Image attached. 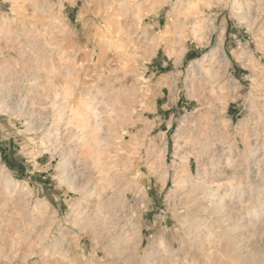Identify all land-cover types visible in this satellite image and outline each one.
<instances>
[{
	"label": "rangeland",
	"instance_id": "374dc122",
	"mask_svg": "<svg viewBox=\"0 0 264 264\" xmlns=\"http://www.w3.org/2000/svg\"><path fill=\"white\" fill-rule=\"evenodd\" d=\"M102 1L0 0V264H264V80L230 74L264 65V0H227L202 53ZM187 190L225 205L202 241Z\"/></svg>",
	"mask_w": 264,
	"mask_h": 264
},
{
	"label": "clouds",
	"instance_id": "9594fccd",
	"mask_svg": "<svg viewBox=\"0 0 264 264\" xmlns=\"http://www.w3.org/2000/svg\"><path fill=\"white\" fill-rule=\"evenodd\" d=\"M70 2L75 6L77 0H70ZM84 3L87 5L89 0H84ZM120 8L131 11L134 32H138L141 37H147L149 32L153 33L149 43L156 45L171 42L174 44L179 40L183 42L187 52L194 50L197 53H202L201 49L207 44L214 29H219L222 21L228 26L230 22L232 25L231 9L227 0H124L120 4ZM83 15H88L87 7L84 9ZM161 15H163L164 20L162 29H160ZM141 19L149 21L145 29L140 27ZM73 27L79 33L82 41L89 38L87 33L80 32L78 22L74 21ZM154 29L160 30L153 32ZM189 43L195 45V49L186 47ZM224 55H229V49ZM162 66L161 61L160 68ZM152 67H156L155 64ZM156 70L159 71V68ZM247 71L248 69L242 67L239 62L236 61L235 65L231 63L230 74L235 78L238 85L236 91L242 92L245 83L255 73H259L260 78L264 80V65L255 69L251 75H248ZM206 77L197 94L203 92L211 97L218 93L222 87L223 69H208L206 70ZM121 247H123V242H121Z\"/></svg>",
	"mask_w": 264,
	"mask_h": 264
},
{
	"label": "bare ground",
	"instance_id": "6f19581e",
	"mask_svg": "<svg viewBox=\"0 0 264 264\" xmlns=\"http://www.w3.org/2000/svg\"><path fill=\"white\" fill-rule=\"evenodd\" d=\"M107 1H109V0H107ZM106 1V2H107ZM115 1V0H114ZM103 3L105 2L104 0L102 1ZM101 2V3H102ZM109 3L110 4H114L113 2H111V1H109ZM107 5H108V3H106ZM105 3H104V6L106 5ZM98 5V4H97ZM112 5H110V7L112 6ZM114 7H115V5H113ZM112 6V7H113ZM100 7V5L98 6V7H96V11L98 12L99 10L97 9V8H99ZM107 7V6H106ZM105 8V7H104ZM104 8H103V4H102V9L100 8V11L102 10V11H104ZM107 8H109V6L107 7ZM107 8H105V9H107ZM115 9V8H114ZM113 8H111V10H114ZM109 10V9H108ZM101 11V13H103ZM107 12V14L109 13L108 11H106ZM100 13V12H99ZM151 174V173H150ZM153 174V173H152ZM153 175H155V174H153ZM199 185V184H198ZM218 187V186H217ZM192 188V187H191ZM205 188V187H204ZM200 189V188H199ZM188 190H190V189H188ZM187 190V191H188ZM191 190H193V189H191ZM195 190V189H194ZM203 190H205V189H203ZM190 192H192V191H188V194H189V196H191L192 194H190ZM185 193H186V191H185ZM196 193V192H195ZM195 193L193 194V195H195ZM184 194V193H183ZM187 194V195H188ZM211 194H212V192H211ZM185 196H186V194H184ZM198 195H200V194H198ZM204 195V194H203ZM196 196V198L195 199H197L198 197H197V195H195ZM191 197H193V196H191ZM201 197V196H200ZM203 197V196H202ZM184 200H185V198H184ZM194 200V197H193V199H192V201ZM198 200H199V198H198ZM188 201V198L186 199V201H184V202H187ZM201 200H199V203L200 204H197L196 205V203H197V201L196 200H194V202H195V205L192 207V208H186V203H185V208L187 209L186 210V214H187V216L189 217V227H190V231L191 232H193V234H194V236H198L197 234L199 233H201L200 231H203V227L205 226L206 227V221H205V219L203 220V215H204V213H206L207 211L209 212V211H211V210H213V211H220V213L221 212H223V210H224V207H225V205L224 204H222V201L220 202H213V204H207V205H205V204H202L201 202H200ZM193 202V203H194ZM188 204H190V201H189V203ZM187 204V205H188ZM192 204V203H191ZM190 204V205H191ZM190 205H188V206H190ZM204 205V206H203ZM222 210V211H221ZM218 211V212H219ZM225 211H226V208H225ZM217 212V213H218ZM227 213V212H226ZM219 214V213H218ZM220 215V214H219ZM221 215L223 216L224 215V213H221ZM221 215H220V217H221ZM219 218V217H218ZM222 218V217H221ZM221 218H220V220H221ZM223 218H224V216H223ZM219 220V219H218ZM224 220V219H223ZM206 230L207 229H205V233H204V235H205V237L207 236V233L208 232H206ZM209 231V230H208ZM210 232V231H209ZM192 234V233H191ZM192 234V235H193ZM201 235V234H200ZM204 235H201V236H199V239L201 238V241H202V238L204 237ZM193 238H195V237H193ZM196 239V238H195ZM195 239H193V240H195ZM198 239V238H197ZM196 239V240H197ZM203 239H205V238H203ZM200 241V242H201ZM204 241H206V240H204ZM204 241L202 242V244L204 243ZM196 242V241H195ZM199 242V241H198Z\"/></svg>",
	"mask_w": 264,
	"mask_h": 264
}]
</instances>
